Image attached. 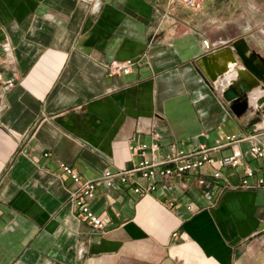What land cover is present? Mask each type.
<instances>
[{
	"label": "crops",
	"instance_id": "1",
	"mask_svg": "<svg viewBox=\"0 0 264 264\" xmlns=\"http://www.w3.org/2000/svg\"><path fill=\"white\" fill-rule=\"evenodd\" d=\"M5 41L0 264H264V187L211 188L217 162L144 195L132 180L100 183L92 207L101 229L76 218L72 179L59 166L98 179L143 156L240 134L216 159L239 151L260 167L247 150L253 141L264 146L256 104L264 82L238 116L222 94L236 69L213 83L197 61L217 49L235 55L236 41L264 58V0H205L198 9L184 0H0V52ZM128 58L136 61L130 73L110 71ZM208 63L222 68L225 57ZM153 142L154 150L132 149ZM222 172L237 184L243 167Z\"/></svg>",
	"mask_w": 264,
	"mask_h": 264
},
{
	"label": "built area",
	"instance_id": "2",
	"mask_svg": "<svg viewBox=\"0 0 264 264\" xmlns=\"http://www.w3.org/2000/svg\"><path fill=\"white\" fill-rule=\"evenodd\" d=\"M205 0H184V3L192 8H201ZM12 48L9 42L5 41L1 44L0 60L2 55L11 59ZM136 61L133 58L125 60H113L110 63L111 72L130 73L133 70ZM0 78L2 73L0 72ZM12 81L9 80L8 84ZM243 139L240 134L227 135L226 141L219 143L213 147L196 146L188 150H175L165 153L161 156H143L132 168L118 171H104L98 179H86L81 177L79 172L64 162L59 164L60 168L72 179V184L68 187L70 200L74 205L75 216L78 220L91 224L94 228L101 229L104 225L101 216H99L92 207V201L96 196V190L100 183L108 186L113 185L116 181L128 183L129 180L134 182L133 189L140 195H144L156 189L160 182L172 177H183L186 174L199 171L201 168H207L213 163L218 166L209 173L211 176V188L224 190L227 187L233 188H249L264 187V146L258 142H251L247 153L256 160H261L260 167H254L247 164L242 154L236 151L232 155L223 156L216 159L215 150L226 144ZM157 142L152 144L140 143L133 145L134 152H144L147 149H156ZM243 167V173L237 184H231L222 172V167ZM140 179L146 180V183ZM200 184H208V180L204 177L198 179ZM185 184V183H183ZM188 210H192V205H186ZM180 217H185V212L176 210Z\"/></svg>",
	"mask_w": 264,
	"mask_h": 264
},
{
	"label": "water",
	"instance_id": "3",
	"mask_svg": "<svg viewBox=\"0 0 264 264\" xmlns=\"http://www.w3.org/2000/svg\"><path fill=\"white\" fill-rule=\"evenodd\" d=\"M235 48V55L228 54L225 56L219 49L213 53H204L198 59L200 66H205L208 75L213 83L218 81L219 78L225 77L233 68L236 69L234 78L231 79L230 85L222 91L223 96L230 103V108L233 112L240 116L246 112L250 106V94L264 82V58L249 49L246 44L241 41L232 43ZM225 57V64L222 68H214L209 65L208 60L211 57ZM257 59L260 63H256ZM241 60L243 67H237L236 63ZM258 107L264 109V93L256 100Z\"/></svg>",
	"mask_w": 264,
	"mask_h": 264
}]
</instances>
